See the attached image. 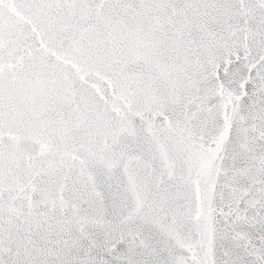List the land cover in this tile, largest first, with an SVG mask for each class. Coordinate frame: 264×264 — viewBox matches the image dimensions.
<instances>
[{
    "label": "snow or ice",
    "instance_id": "snow-or-ice-1",
    "mask_svg": "<svg viewBox=\"0 0 264 264\" xmlns=\"http://www.w3.org/2000/svg\"><path fill=\"white\" fill-rule=\"evenodd\" d=\"M0 264H264V0H0Z\"/></svg>",
    "mask_w": 264,
    "mask_h": 264
}]
</instances>
